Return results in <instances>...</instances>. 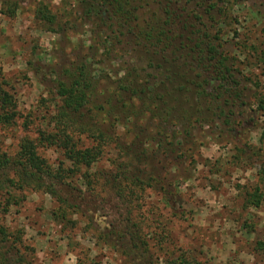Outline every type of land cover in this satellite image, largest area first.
Masks as SVG:
<instances>
[{
	"label": "rangeland",
	"instance_id": "374dc122",
	"mask_svg": "<svg viewBox=\"0 0 264 264\" xmlns=\"http://www.w3.org/2000/svg\"><path fill=\"white\" fill-rule=\"evenodd\" d=\"M6 1L18 5L8 18L0 0V82L17 118L1 129V150L13 155L21 138L49 127L48 112L58 103L55 80L79 62L96 70L91 105L98 108L82 121L94 120L113 141L88 169L74 173L57 150L38 147L61 175L51 181L54 195L10 190L0 216L30 249L25 264H264V114L257 108L264 98V22L250 12L263 16L264 0L217 1L213 11H228L220 16L226 39L218 51L228 56L242 97L232 106L222 99L195 106L187 112L199 122L187 127L174 120L176 113L162 120L137 108L129 117L133 110L117 106L110 75L118 63L89 49V22L78 20L76 0ZM36 1L56 15L61 31L33 17ZM178 1L176 8L182 4L186 12L204 11L208 3ZM152 12L137 15L144 20ZM216 105L235 117L228 127L229 117L218 118ZM118 188L125 197H117Z\"/></svg>",
	"mask_w": 264,
	"mask_h": 264
},
{
	"label": "trees",
	"instance_id": "16d2710c",
	"mask_svg": "<svg viewBox=\"0 0 264 264\" xmlns=\"http://www.w3.org/2000/svg\"><path fill=\"white\" fill-rule=\"evenodd\" d=\"M207 1L204 11L186 12L182 4L176 8L178 0H76L78 20L89 22L93 42L89 49L109 63H118V69L110 75L114 84L111 95L120 109L133 110L128 111L129 117L136 114L132 112L137 108L162 120H173L171 116L173 118L176 113L174 120H182L187 127L192 122H199L187 112L198 110L195 106L218 102L217 99H222L225 106H232L242 97L228 56L218 51L220 40L226 39V33L219 27L223 24L220 16L226 18L228 11L213 10L217 1L226 6L249 2ZM2 2L6 4L4 14L12 17L18 3ZM34 5L35 19L47 30L61 31L56 15L46 4L36 1ZM141 9L153 12L150 17L139 20L137 14ZM154 11L160 12L156 15ZM250 12L258 20L262 17L264 22V15ZM203 17L208 19L210 27L203 24ZM92 66L90 62L76 63L64 71V79L55 80L54 96L58 103L48 112L51 119L48 128H38L33 139L21 138L13 155L3 152L0 147V216L7 212L10 190L41 188L54 195L51 181L61 175L39 155L38 147L57 150L69 163L66 170L74 173L81 168L88 169L113 142L112 135L99 130L94 120L91 123L82 121L84 113L94 115L98 109L91 105L96 87V70ZM110 71L106 67V73ZM213 84L216 85L209 88ZM215 108L218 118L229 117L225 121L228 127L235 117L220 105ZM257 108L264 114L263 97L258 98ZM15 118L17 111L13 97L0 82V131L11 125ZM85 140L91 144L86 145ZM116 190L118 198L126 196L123 189ZM252 205L256 203L252 202ZM29 250L22 244L18 232L10 233L0 223V264H25ZM179 264L184 261L180 260Z\"/></svg>",
	"mask_w": 264,
	"mask_h": 264
}]
</instances>
